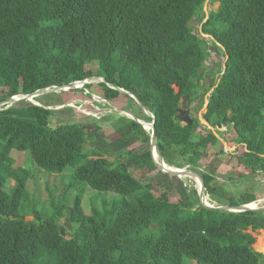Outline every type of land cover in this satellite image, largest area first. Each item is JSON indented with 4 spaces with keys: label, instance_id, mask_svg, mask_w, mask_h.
Wrapping results in <instances>:
<instances>
[{
    "label": "trees",
    "instance_id": "1",
    "mask_svg": "<svg viewBox=\"0 0 264 264\" xmlns=\"http://www.w3.org/2000/svg\"><path fill=\"white\" fill-rule=\"evenodd\" d=\"M208 1L218 6L206 17V0H0V102L101 78L132 93L153 116L163 161L183 168L178 160L187 156L186 167L200 176L210 204L256 202L253 193L223 192L214 171L198 167L218 141V125L232 129L240 146L241 178L264 166V0ZM192 20L222 53L216 80L200 83L208 46L192 32ZM104 82H97L102 102L123 99L137 107V119L151 122L133 99ZM185 94L201 114L181 126L174 115ZM52 113L26 102L0 110V264H264L252 234L264 231V212L210 209L186 186L176 201L168 197L169 184L158 185L164 191L157 196L152 183L132 175L157 170L150 150L116 156L145 133L139 123L114 118L118 137L107 142L95 123L49 128ZM201 119L214 130L201 129ZM12 150L28 153L32 166L49 175L64 172L61 200L50 199L42 210L26 186L32 173L14 167ZM85 188L117 197H102L85 213Z\"/></svg>",
    "mask_w": 264,
    "mask_h": 264
},
{
    "label": "rangeland",
    "instance_id": "2",
    "mask_svg": "<svg viewBox=\"0 0 264 264\" xmlns=\"http://www.w3.org/2000/svg\"><path fill=\"white\" fill-rule=\"evenodd\" d=\"M217 5V3H209L208 1L206 4V11L209 12L210 10H215ZM190 26L192 28V32L203 38L206 41V45L208 46L206 49L208 55L204 61L206 77L203 76V78L200 80V83L205 80L207 82L211 79L216 80L218 76V70L223 67L222 53H220L218 50H214L211 43L209 42V38L199 33L200 24L197 21L192 20L190 22ZM2 91L3 89L0 87V94ZM102 98V88L99 87L97 83H91L90 88L86 89L85 91L67 89L56 93L44 94L42 96L36 97L33 99V101L36 104L42 106L44 105L53 111L52 115L49 117V128L52 129V127L63 123H95L100 128V131L104 134L105 140L110 142L118 137L115 131L111 128V123L114 118L124 116L128 119H132L129 116H133L137 119L139 114L135 105H132L130 108H128L123 99L102 102ZM194 106L195 102L191 104V108L193 109ZM195 110L191 111V117H200L201 112L197 113ZM138 121L143 123L142 129L145 133L140 135L130 147L118 152L116 156L121 155L122 157H126L140 154L146 150L153 151V149L150 147V130L146 125L147 122L141 119H138ZM199 122L201 129L205 128L207 130H214L204 125L203 122ZM215 130H218V141L213 146H209L206 149L205 155L202 156V159L199 161L201 167H198V170H204V168L213 170L215 176L214 184L216 187L222 189L223 192L233 195L244 192L253 193L257 198L256 203L264 205V166L262 168L260 167L258 171L250 177L241 178L239 174H243L245 171H243V168L238 166L236 162L235 155H239L241 150L239 144H236L234 141L232 129L220 127ZM10 155L14 159V167H24L31 171L33 178L27 182L26 186L30 196L37 195L39 198V206L43 211H46L48 208L50 199L55 201L61 200L62 196H64L66 192L68 183V179L64 178V175L62 181H59V175L61 176L64 172L62 174L49 175L32 166L28 153H19L12 150ZM230 155H232V157ZM186 157L178 160L181 162L180 164H182L183 168L187 166ZM132 175L142 183H152L153 193L157 196L164 191L158 185H171L172 191L168 193V197L172 201L178 200L177 191L179 194H182L179 191H181L184 186H186L188 190L192 188L196 190V181L193 180L194 178L192 179V177H167L162 172L158 173L157 170L148 171L146 168L134 170ZM12 186L13 182L10 181L9 188ZM74 194V191H72L66 195V204L71 203ZM113 196L117 197L115 194L110 192L99 195L97 192L85 188L82 197V209L85 213H88L91 203L99 207L102 197L109 201V199ZM205 197L206 201L210 203L209 196L205 195ZM212 203L216 204V202ZM65 219L66 218L61 219V222H64ZM252 234L255 238L253 249L257 241L258 247L264 252V231H255L252 232Z\"/></svg>",
    "mask_w": 264,
    "mask_h": 264
},
{
    "label": "water",
    "instance_id": "3",
    "mask_svg": "<svg viewBox=\"0 0 264 264\" xmlns=\"http://www.w3.org/2000/svg\"><path fill=\"white\" fill-rule=\"evenodd\" d=\"M207 2H208V0H206L205 4L203 6V11H204L206 17L208 14V12L206 11ZM204 67H205V65H204ZM222 68L224 69V66ZM202 70H203V68L197 69V72H196L197 76H200ZM97 82H104V81L101 78L90 77V78H86V79L78 81V82H71V83L64 85V86H51V87L43 88V89L37 90L31 94L11 96V97L6 98L0 102V110L1 109H7L14 104L23 103V102L31 103L33 105H38L33 101V99H35L36 97H39V96H42V95L48 94V93H56L59 91H64L67 89H77V88H80L81 86H83L84 84L97 83ZM105 84L109 88L115 89L121 93H125L126 95H128L131 99L134 100V102L137 104V106L140 108V110L144 113V115L147 117H150L152 119L151 122L146 123V125L149 127V130H150V147L153 149V151H150L151 158H152V161H153L155 168L158 171H160L164 174H168L170 176L194 177L195 181H196V191H197L199 203L204 207H207L210 209L222 210V211H233V212H243V211L264 212V205H262L260 203H256V202H252V203H249L246 205H240V206H237L234 208H230L228 206H215L213 204L208 203L206 201V197L204 194V186H203L202 180H201L200 176L195 171L189 170L187 167H185V168L170 167L163 161V158L159 154L158 149H157V145H156V136H155V130H154L153 116L142 106V104L139 102V100L132 93H130V92H128L122 88L113 87L109 83H105ZM206 103H207V101L205 102L204 107L206 106ZM190 109H191L190 96L188 94H185L181 97L180 105L177 108L176 113L174 115V119L177 120L181 126L191 124L192 117H191ZM129 117L132 118V120H134L135 122L139 123L141 126H143V123L139 122L138 119H136L135 117H133V116L132 117L129 116ZM201 122H203L204 125H206V122L204 120L201 119ZM216 128L217 129L220 128V125H218Z\"/></svg>",
    "mask_w": 264,
    "mask_h": 264
},
{
    "label": "flooded vegetation",
    "instance_id": "4",
    "mask_svg": "<svg viewBox=\"0 0 264 264\" xmlns=\"http://www.w3.org/2000/svg\"><path fill=\"white\" fill-rule=\"evenodd\" d=\"M191 104H192V103H191ZM192 110H195V108H193V109L191 108V109H190V111H192Z\"/></svg>",
    "mask_w": 264,
    "mask_h": 264
},
{
    "label": "bare ground",
    "instance_id": "5",
    "mask_svg": "<svg viewBox=\"0 0 264 264\" xmlns=\"http://www.w3.org/2000/svg\"><path fill=\"white\" fill-rule=\"evenodd\" d=\"M194 177H192V179H193ZM193 180H195V178L193 179ZM207 196V195H206ZM253 205V204H252Z\"/></svg>",
    "mask_w": 264,
    "mask_h": 264
}]
</instances>
